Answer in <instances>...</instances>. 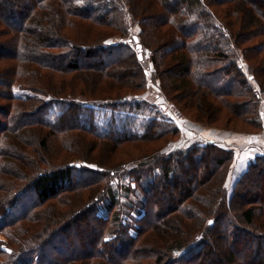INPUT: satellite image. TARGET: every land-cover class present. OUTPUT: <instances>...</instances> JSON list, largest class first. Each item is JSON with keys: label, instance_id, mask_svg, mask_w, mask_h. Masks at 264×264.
Segmentation results:
<instances>
[{"label": "trees", "instance_id": "1", "mask_svg": "<svg viewBox=\"0 0 264 264\" xmlns=\"http://www.w3.org/2000/svg\"><path fill=\"white\" fill-rule=\"evenodd\" d=\"M235 1L240 3L218 0ZM129 2L128 16L138 19L140 30L136 47L132 39L107 42L111 31L126 35L123 0H0V100L5 101L0 120H7L0 124V264H264V196L259 192L248 201L238 192L252 172L264 174V156L249 163L230 192L228 174L219 178L236 157L231 146L215 139L185 148L176 143L168 153H158L159 163H152L151 154L126 171L125 162L110 165L102 156L86 157L95 146L85 143L84 133L95 137L100 154L115 153L128 142L179 136L168 117L141 111L147 70L159 81L162 98L173 102L178 95L172 94L183 90L192 100L201 92L210 100L200 105L205 116L226 109L241 123L263 129L264 90L251 87L254 70L245 72L232 49L231 30L206 8L215 0H148L141 7ZM241 2L264 18V0ZM232 17L229 27H255L254 37L264 33L256 23L242 26L241 13ZM138 44L142 53L150 51L152 69L137 52ZM117 86L134 92L109 93ZM75 159L93 165L94 180L74 181L73 175L85 169ZM194 167L201 171L189 182L185 175ZM119 176L130 179L126 189L113 183ZM166 188L177 189L174 197L161 198ZM28 192L34 200L23 208L19 201ZM199 209L208 215L205 230L191 242L187 228L201 216ZM81 216L93 220L94 238L79 243L78 251L62 237V244L51 248L53 238ZM240 236L243 244L236 247ZM167 239L174 243L167 245ZM174 246L182 256L169 255ZM219 247L228 252H218Z\"/></svg>", "mask_w": 264, "mask_h": 264}, {"label": "rangeland", "instance_id": "2", "mask_svg": "<svg viewBox=\"0 0 264 264\" xmlns=\"http://www.w3.org/2000/svg\"><path fill=\"white\" fill-rule=\"evenodd\" d=\"M123 2H125L126 4L125 8H123L122 6V12L126 20L125 26L128 25V29L126 28V31L124 30L126 35H121L123 33L115 32V31L113 32L109 30L111 31V33H113V35L111 37H108L107 42L113 43V42H118L122 39H126V40L132 39L134 40L132 42L133 43L132 46L136 47L135 45L136 35H138V32L140 31L138 28V24H137L138 19H135V18L131 19L128 16L127 10H130L128 3L130 4L131 2H129V0H123ZM136 2H137V6L141 7V4L146 6L148 0H136ZM215 2H216L215 4L213 2H208L209 7H206V8L210 12H212V14H214V17L217 23L221 24L223 28H225V25H226L227 28L231 30L232 38L230 39V42L233 45L232 49L235 50L236 55L239 57L240 59L239 62L242 65L245 72L249 75L250 73L248 71V68H251L252 70H254L252 71L253 73L251 72L254 77H251L249 79V82L252 85L251 87L259 89V86H260V88L264 90L263 89L264 88V33L262 32V36L254 37L252 35V32L255 31V27L253 29H250V28L247 29V27L238 29V27L236 26H234L233 28L228 26V24L233 20L232 16H237V15H240L241 13L242 26L244 23L246 24L247 22H249L252 25L256 23V27L259 29L261 28L264 29V18L260 19V16H258L257 14L254 13L255 15L253 16L251 13L246 11L247 10L246 5H243L241 0H240V3H237L238 1H235L236 3L234 2L223 3V2H218V0H215ZM206 3H207V0H206ZM235 39L237 43L235 42ZM234 42L236 45L234 44ZM258 45H262V52L259 55L255 54V51H254L255 47ZM139 46L140 45L138 44L137 52L142 54V58L146 61L148 68L152 69V64L150 60L148 59V55H150V51L147 50V51H143L142 53L140 50L141 46L140 47ZM249 51H251L253 55L249 54ZM151 72L152 71H148V70L146 71V79H145L146 89H144L146 91L143 92L144 90H142L141 91L142 95L140 96L142 98L140 100L141 105L145 109L141 110L140 108L139 110L145 112V114L152 113L154 111L156 112L158 116H161L163 118L168 117L170 120H172L175 128L179 130V136H177L176 138L175 137L173 138L172 136L168 135V136H165L164 138L157 139V140H150V141H144V142H128V144L125 143V144H122V146L119 145L120 147L115 153L107 154L108 152L106 153L105 151H103L102 154H100L101 151H100V148H98L96 144V141L94 139L95 137L87 133H84V137L86 140L85 143L88 144V142L90 141L95 146L92 150V153L86 157L90 158L89 160H93L94 158H98V156H102L107 160L106 161L107 163H110V165H116L119 163L122 164L123 162H125L126 165L124 166V169L126 171V170L136 168V163L143 162L145 160L144 158L147 156H151V154L155 156V160L152 161V163L153 164L159 163L158 153H160L161 155L168 153L169 151H171L173 145L176 143H177L176 144L177 146L179 144L178 148H185V147H189L195 141L207 142L208 139H215L221 142L224 141L223 142L224 144H227V146H231V149L234 152L233 157L234 156L236 157V159H234L231 163L228 164L226 169L223 168L224 170L223 172H221L220 178H219L221 179L225 176V174L226 175L228 174L227 180H226L227 182L226 186H228V190L230 192L234 186L233 184L237 181V179L248 172L247 170L249 167V163L256 161L257 157L264 156V100L260 101V104H259L260 105L259 113H261L262 127H263L260 133L256 128L249 126L247 124L245 125L241 123V121L238 120L236 115H231L230 113H227V111H225L226 109L222 111L219 114V116L217 115L214 116V114H211V113L210 115L205 116L206 114H204V112L201 113L202 106L200 105H203L204 103L210 104V100L209 101L208 99L205 100L206 98L201 92L197 97H195V99H192V100L188 99V97H185L183 90L174 92V94H172L174 97H177L178 95V97L173 102L168 101L165 98H162L161 96L162 91H161V88H159V81L154 78V74H152ZM178 76L180 75L179 74H177V76L175 75V78ZM70 78H71V75L67 77L68 80ZM80 87L81 86H77L76 89L79 90ZM114 90H116V93H121V94L133 91L126 87L118 88L117 86L115 87V89H112L109 93H112ZM157 94H160V96L156 97ZM237 99L240 101L245 100L244 98H237ZM233 100L235 101L236 98ZM192 101L196 102L198 106H200V109L195 107L196 105L194 104L193 106H191L190 104H192ZM214 102H217V101L214 100ZM4 103L5 101L0 100V105H3ZM151 105L152 106L154 105V107L160 106L159 110L158 109L155 110L154 108H151L150 107ZM150 110H153V111H150ZM124 120L125 119H121V121H124ZM6 121L7 120L1 119L0 124L4 123L3 125H6L5 124ZM121 121L118 124V126L121 125L122 123ZM126 124L128 125L129 122H126ZM129 126H131V124H129ZM132 130L135 131L136 127H132ZM195 132H197V135ZM257 133H258V136H256ZM259 134L261 135V137L259 136ZM183 137L185 138L188 137L189 140L188 139L183 140L184 139ZM85 147L89 148L88 145H86ZM79 161L84 163L82 166L85 167V169L73 175L74 181L77 182L81 178L85 179V181L94 180L93 179L94 175H92L90 171L93 165L85 163L83 159L73 160V162H79ZM184 166L186 167L187 165H184ZM198 171H201V169L197 167L196 168L194 167L193 169H190L187 171L188 173L185 176L186 178H189V182L194 181V179H197L198 174L196 173H198ZM172 172L177 174L174 168ZM141 174L145 176L150 175V173L144 174L143 172ZM179 175L181 176V174ZM184 178L185 177H183V179ZM112 181L116 185L121 186V188L126 189L130 179L127 176H123V179H121V177L119 176L118 178H115ZM94 188L97 189L98 186H94ZM123 192H125V190H123ZM161 192H162L161 198L165 199L168 195H171L172 197H174V194L177 192V189L173 190L170 188H166L163 190L161 189ZM238 192L239 194L244 193L241 196L243 197L242 199L246 200V196H248L249 198L247 199L248 201L253 200L257 195L259 196L260 195L259 192L262 193L261 197H263L264 196V174L262 175L261 172H258V171H256V173L252 172L250 176L244 179V181L242 182L241 186L238 189ZM28 193L29 194H23V197H21L22 199H20L19 201L20 205L24 204L23 208H28V205H30L31 201L34 200L31 192H28ZM67 193L68 192L66 191L65 194L64 193L60 194V197H66ZM60 197H58L57 199H60ZM241 197L238 195L237 200H240ZM131 199H133V197H131ZM122 201L126 202L127 200L123 198ZM236 204L233 205V207L231 208L230 210L231 214L233 213L238 214V208H237L238 206ZM59 208L64 209L62 205ZM23 211L24 210L22 209L19 211L16 210L13 212V214L19 213V212L23 213ZM198 211L202 212L201 216L197 218V221L193 225L187 228V230H189L190 232L191 242L201 237L202 232L205 230V223H206L205 219L208 217V215H206L204 210L202 211V209H199ZM78 213L81 214V212L79 211ZM127 213H128V207H127V204H125L123 215ZM202 216H204V218H201ZM261 216H263V213L262 215L259 214L257 216L256 222H261V219H262V218L260 219ZM173 217L176 218V215H173L172 218ZM239 221L243 222V219L239 218ZM93 224L94 222L91 218H87L84 216L74 219L70 223V225H68L67 228L61 232L62 233L61 236L53 238V241H52L53 243H52L51 248H53L54 246H59V244H62L61 243V237H62L63 239L70 240V243H71L70 245L73 248V250H77V251L80 250L81 247L79 243H81L85 239L90 240L94 238L95 228H93L94 227ZM253 225H256V224H252L251 228H254ZM217 228L218 227L215 226L214 230H217ZM44 231L45 230L43 229L40 232V234H42V232L44 233ZM43 235L44 234H42V236ZM1 238H2V235H0V239ZM243 240H244L243 236H240L239 240L236 241L237 243L236 247H239L241 244H243L241 243ZM165 242L167 243V245H170L171 243H174V240L167 239ZM216 243L217 245L219 244L221 246L220 241H217ZM169 249L170 250L168 252L170 255L172 254L173 251L178 250L180 248H178L177 246H174L173 248H169ZM228 249H229L228 247H225V248L219 247L218 252L222 254H226L228 252ZM262 254H264V252ZM49 257H50V251L45 252L44 258H49ZM250 260L253 261V259H250ZM147 262L152 263V260L150 261L147 260Z\"/></svg>", "mask_w": 264, "mask_h": 264}, {"label": "built area", "instance_id": "3", "mask_svg": "<svg viewBox=\"0 0 264 264\" xmlns=\"http://www.w3.org/2000/svg\"><path fill=\"white\" fill-rule=\"evenodd\" d=\"M167 106H168V105H167ZM183 253H184L183 250H182V251H178V252H177V251H174V252H173V255H174V256H178V257H180V256H182Z\"/></svg>", "mask_w": 264, "mask_h": 264}, {"label": "crops", "instance_id": "4", "mask_svg": "<svg viewBox=\"0 0 264 264\" xmlns=\"http://www.w3.org/2000/svg\"><path fill=\"white\" fill-rule=\"evenodd\" d=\"M223 140H224V139H223ZM218 142L223 143L224 141H222V142H221V141H218Z\"/></svg>", "mask_w": 264, "mask_h": 264}, {"label": "water", "instance_id": "5", "mask_svg": "<svg viewBox=\"0 0 264 264\" xmlns=\"http://www.w3.org/2000/svg\"><path fill=\"white\" fill-rule=\"evenodd\" d=\"M210 223H211V221H210Z\"/></svg>", "mask_w": 264, "mask_h": 264}, {"label": "snow or ice", "instance_id": "6", "mask_svg": "<svg viewBox=\"0 0 264 264\" xmlns=\"http://www.w3.org/2000/svg\"><path fill=\"white\" fill-rule=\"evenodd\" d=\"M250 142V141H249Z\"/></svg>", "mask_w": 264, "mask_h": 264}]
</instances>
